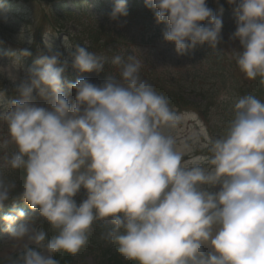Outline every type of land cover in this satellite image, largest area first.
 <instances>
[{
    "label": "clouds",
    "instance_id": "obj_1",
    "mask_svg": "<svg viewBox=\"0 0 264 264\" xmlns=\"http://www.w3.org/2000/svg\"><path fill=\"white\" fill-rule=\"evenodd\" d=\"M215 3L219 15L207 0H145L178 56L204 44L216 50L222 42L224 8ZM226 3L236 21L229 39L240 45L232 58L246 79L264 85V0ZM127 15V0H115L110 18ZM46 36L47 54L15 89L20 98L0 110L8 128L0 150L10 143L16 149L3 157V167L24 170L17 195L16 182L0 172V210L12 204L3 231L11 241L34 245L7 257V264H59L55 255L78 253L97 220L110 225L101 238L135 264H264V101L238 97L226 133L211 138L202 129L200 147L208 154L185 159L191 149L178 147L169 131L183 117L141 79L140 58L116 55L118 79L68 82V60L61 62ZM63 46L74 70L104 71L103 59L86 46L67 37ZM11 55L0 77L15 82L12 68L31 53ZM82 189L86 198L77 204ZM18 201L31 213L18 209ZM37 220L57 234L49 238Z\"/></svg>",
    "mask_w": 264,
    "mask_h": 264
},
{
    "label": "rangeland",
    "instance_id": "obj_2",
    "mask_svg": "<svg viewBox=\"0 0 264 264\" xmlns=\"http://www.w3.org/2000/svg\"><path fill=\"white\" fill-rule=\"evenodd\" d=\"M53 1L58 0H12L10 5L13 4L14 7H9L11 9L10 11L0 6V66L10 65L15 59L11 53L16 52L18 55L20 49H28L32 53L34 50L33 43L37 41L38 37L39 39L42 38V41L36 45L33 55L21 57L20 63H16L15 67L12 68V72L16 76L15 82L6 77H0V91L4 93L0 96V110H3V106L12 100L20 98L19 94L15 91L16 87L27 79L28 70L35 67V61L42 54H47V49L44 45L45 34L47 35L46 39L52 44L53 49L62 53L61 62L66 59L68 60L69 66L63 74L66 81L72 82L71 78L77 77L78 79L87 78L90 82L97 85L102 83L93 72L79 73L71 67L69 50H66L63 46L64 37H67L65 34H67V31H71L72 33H76L80 39L90 43L89 37L88 34L81 35L79 28H75L71 22L63 19L59 13L57 14L54 11ZM219 3L224 8L222 14L223 40L217 46L216 50L210 49L205 53V56L199 58H193L192 56L191 60L183 61L175 57L170 51L163 52L168 47L164 40L157 39L154 43L148 41L147 38H140L141 35H135L134 42H129L127 46L124 44L118 46L119 49H125L127 47L126 50H130L129 55H136L143 63L149 61L151 64L147 69L150 71V68L153 67L155 73L159 74L162 79V85L166 90L165 93L171 96L170 92L172 89L177 91L180 89L186 94L189 109L191 110L179 114L183 119L175 129L169 130L170 134L176 138L178 147L187 145L191 149L188 155L184 157L185 159H189L191 156L208 154L200 147L201 144L206 142L205 135L201 131L202 129L211 138H218L226 133L228 124L233 118L234 101L238 97H241L235 86L238 82L247 80L232 58L234 51L240 49L239 41H231L229 39L230 35L236 29L233 8L226 3V0H219ZM207 5L219 15V7L215 3V0H207ZM111 6L112 4L109 1L107 8ZM67 10L74 11L76 14L87 11L88 14L80 15L81 22L85 20L93 24L95 19H101L97 10L89 4L88 7L82 9L75 4H70ZM72 16L74 17V15ZM204 23L206 24L207 22ZM140 24L142 22L137 25H132V28H135L133 29L135 34H139L136 29H139ZM61 27L64 28L57 31ZM29 39H31V43L28 42ZM70 41L72 43L74 42L72 40ZM71 51H74V49ZM107 51L108 49H105V52ZM105 68L108 72L115 71L113 65L111 67L106 66ZM208 69H218L217 71L225 70L223 72L224 78L216 79L211 77L206 72ZM194 76H199L201 79H195ZM171 78L176 80L174 84L176 87L171 83ZM243 85L245 84L243 83ZM247 88L249 87L245 89ZM4 89H6L7 94L4 92ZM13 93L16 94L14 95ZM203 94L209 95L211 98H203ZM33 95L36 97V102L43 105L44 102L36 95L35 90ZM197 112L204 118L198 115ZM7 132V125L4 122H0V142L7 138ZM12 147L14 148L15 146L12 145ZM7 149L0 150V163L3 161V157L8 155ZM12 171L6 168L0 172H3L6 178L5 172ZM16 177L20 178V176ZM105 222L107 223V221ZM20 223L22 221L18 220L15 226H18ZM2 224V230L0 231V257L7 258L13 254L21 253L26 245L34 247L27 240L21 242L9 240L8 233L3 231L5 227L3 220L0 221V226ZM36 227L40 228L38 220L36 221ZM48 227V230L53 229L51 226ZM56 234L57 232L55 230L52 236ZM108 246L107 243V246L104 245L103 248H98L88 240L86 245L78 253H69L68 261H70V264H102L103 259H108L110 256L103 254L104 250L106 252L109 251ZM62 253L65 254L66 252Z\"/></svg>",
    "mask_w": 264,
    "mask_h": 264
},
{
    "label": "trees",
    "instance_id": "obj_3",
    "mask_svg": "<svg viewBox=\"0 0 264 264\" xmlns=\"http://www.w3.org/2000/svg\"><path fill=\"white\" fill-rule=\"evenodd\" d=\"M115 29H116L115 27H112V28L108 27L105 30V26H102L100 31L117 33ZM120 38L123 40H128V38L125 35H123V33L120 36ZM97 42H99L102 46H105V47H108L109 45H113V41L110 39V37H108L104 41H101L98 39ZM118 46H121V45L118 44V45H114V47L112 46L113 50L107 54V57H115V54L125 52V53H122V56L126 58L128 56L129 51H123L122 49H119ZM188 54H191V52ZM182 59H187V58H182ZM223 71H225V70H223ZM216 74H217V72H215L211 75H216ZM141 79L148 82L157 94L164 96L167 99V101H168V99L171 100V102H168V103H173L177 108H180V109L185 107L186 100H185V97L183 96V94H179L178 91H173V89L170 92L171 96L169 94L165 93L166 90L164 89V87L162 85V82H161L162 79L159 76V74L155 73L154 69H152L148 72L144 71V75L141 77ZM243 83H245L249 87V89L251 88V90L253 91V92H249L248 90H244L242 92L243 95L251 94V95L256 96L261 101H264V85H261L259 83V78H257V80H254V81L251 80V82H250V80L244 81ZM250 83H251V87H250ZM172 84H174V83L172 82ZM246 85L241 86V88L243 89L244 87H246ZM242 89H241V91H242ZM203 96H204V98L210 97L209 95H205V94ZM22 175L24 176V172H22ZM16 193H18V191H16ZM25 206H27V204L23 201L16 204L17 208H23ZM104 228H105L104 225L99 226V224L96 225V227L94 228V232L96 233V237H94L90 241L93 242L95 245H102L103 242H100V241H99V243H97V242H98V238L99 239L101 238V236H102L101 232H102V230H104ZM49 238H51V237L49 236ZM104 252H105L104 253L105 255H110V256L108 259L107 258L103 259L102 264H135L134 261L125 260L117 251L112 252L111 250H109L108 252H106V251H104ZM61 254H62L61 252L57 253L55 255V259H57L59 261V264H69L68 255L65 254L62 256ZM16 256H18V255H14L12 257H16ZM0 264H7V260L2 259L0 257Z\"/></svg>",
    "mask_w": 264,
    "mask_h": 264
}]
</instances>
